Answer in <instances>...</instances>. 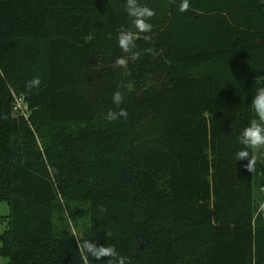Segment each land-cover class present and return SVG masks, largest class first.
Returning a JSON list of instances; mask_svg holds the SVG:
<instances>
[{"label":"trees","instance_id":"trees-1","mask_svg":"<svg viewBox=\"0 0 264 264\" xmlns=\"http://www.w3.org/2000/svg\"><path fill=\"white\" fill-rule=\"evenodd\" d=\"M130 2L0 0V264H264L244 142L264 0H134L147 32ZM57 198L88 205L80 237L56 231Z\"/></svg>","mask_w":264,"mask_h":264},{"label":"clouds","instance_id":"clouds-1","mask_svg":"<svg viewBox=\"0 0 264 264\" xmlns=\"http://www.w3.org/2000/svg\"><path fill=\"white\" fill-rule=\"evenodd\" d=\"M188 9V0H183V3L180 6V11L184 12ZM127 12L129 16L135 17L134 24L141 32L150 31L151 25L146 22L147 17H151L154 13L151 9L146 6H138L133 2H130L127 7ZM132 41V34L127 32L126 30H122L119 34V45L127 51L129 48V44ZM120 63H124L123 60ZM40 80L39 77H33L30 81L27 82L28 87L39 86ZM117 101L120 100V96L117 94L115 96ZM253 105L255 109L256 116L258 118H254L250 121V126L244 129V136L246 140L244 141L252 147H259L264 145V85L259 87L256 91V95L253 99ZM123 114V113H121ZM239 158H244L249 156V152L246 149H242L237 153ZM257 159L255 156H251L246 167L251 171L256 165ZM85 247L93 252V255L96 258H100L101 256H117V252L114 247H100L98 249L91 243H87ZM119 264H125V258L119 257Z\"/></svg>","mask_w":264,"mask_h":264},{"label":"rangeland","instance_id":"rangeland-1","mask_svg":"<svg viewBox=\"0 0 264 264\" xmlns=\"http://www.w3.org/2000/svg\"><path fill=\"white\" fill-rule=\"evenodd\" d=\"M264 85V78L256 79L254 81V96L256 95V91L259 87ZM253 115L254 118H258L255 113L254 105H253ZM259 147H253L254 156L257 159ZM257 162L254 167L255 177L253 182V190L254 195L264 196V193L261 191V180L257 177ZM264 183V182H263ZM261 212L264 213V205L260 206ZM9 213V208L5 202L0 204V233L6 227L7 224V216ZM54 227L57 232L63 233L66 230L67 232L73 234L77 238L81 236V234L85 233L89 226L88 219V205L77 202H65L61 198H57L55 201V211H54ZM4 262V259L0 258V263Z\"/></svg>","mask_w":264,"mask_h":264},{"label":"built area","instance_id":"built-area-1","mask_svg":"<svg viewBox=\"0 0 264 264\" xmlns=\"http://www.w3.org/2000/svg\"><path fill=\"white\" fill-rule=\"evenodd\" d=\"M13 112L27 117L28 106L21 96H14ZM261 191L264 193V186L261 187Z\"/></svg>","mask_w":264,"mask_h":264},{"label":"crops","instance_id":"crops-1","mask_svg":"<svg viewBox=\"0 0 264 264\" xmlns=\"http://www.w3.org/2000/svg\"><path fill=\"white\" fill-rule=\"evenodd\" d=\"M264 131V129H262ZM257 177L261 180V186H264V145L259 146V151L257 155ZM259 197V195H257Z\"/></svg>","mask_w":264,"mask_h":264}]
</instances>
